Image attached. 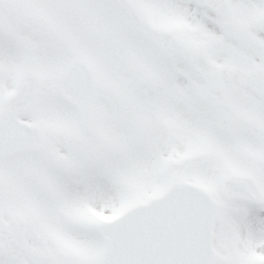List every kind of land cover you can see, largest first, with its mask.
<instances>
[{"label": "snow or ice", "instance_id": "6c2138e0", "mask_svg": "<svg viewBox=\"0 0 264 264\" xmlns=\"http://www.w3.org/2000/svg\"><path fill=\"white\" fill-rule=\"evenodd\" d=\"M0 264H264V0H0Z\"/></svg>", "mask_w": 264, "mask_h": 264}]
</instances>
